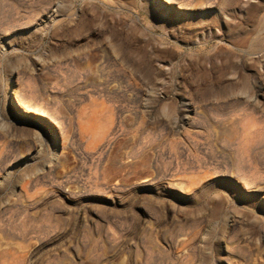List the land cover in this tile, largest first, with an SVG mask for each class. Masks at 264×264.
<instances>
[{"label":"rangeland","instance_id":"1","mask_svg":"<svg viewBox=\"0 0 264 264\" xmlns=\"http://www.w3.org/2000/svg\"><path fill=\"white\" fill-rule=\"evenodd\" d=\"M8 204L0 264H264V0H0Z\"/></svg>","mask_w":264,"mask_h":264},{"label":"bare ground","instance_id":"2","mask_svg":"<svg viewBox=\"0 0 264 264\" xmlns=\"http://www.w3.org/2000/svg\"><path fill=\"white\" fill-rule=\"evenodd\" d=\"M8 81H10V83L15 82L14 77L12 75L11 69L7 72V75H6V85H7V82ZM10 83L8 84V89L11 90V84ZM12 90H13V92H11V95L13 96V94H15V97L13 98V101L14 102L12 103V106H16V107L18 106V107H20L24 111V113H26L24 115L27 118H34L38 122H46L47 123V121L44 119V118H46V119H48L50 121V123L56 124V127L58 126L55 117L48 110H44L43 108H41V107L39 108L38 106L35 107L32 103H30L29 101H27V98H26L25 94L22 91L15 92L14 89H12ZM184 105H185V108L184 109H186L187 112H188V115H187L188 118H187L186 123L188 125H192L193 124V121H194V119H195V117L197 115V113H199V112H197V109L191 103H189V102L188 103H184ZM49 121H48V123H49ZM52 130H53V125H52ZM51 135L53 137L54 142L56 143V149H55L56 150V158H55V160L57 161V160L61 159L62 156L57 154L58 139H57V135H56V133H55L54 130L52 131V134ZM8 167H9V165H8ZM149 181H150V178L149 179H146V180H143L141 183L142 184H146V183H149ZM11 203L12 202H10V204ZM10 206L11 205L8 204V205H5V206L1 207L0 208V213L1 212H5L7 210H10L9 209Z\"/></svg>","mask_w":264,"mask_h":264}]
</instances>
